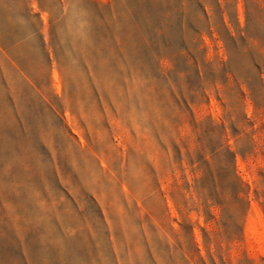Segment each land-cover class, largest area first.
<instances>
[{"label":"rangeland","instance_id":"374dc122","mask_svg":"<svg viewBox=\"0 0 264 264\" xmlns=\"http://www.w3.org/2000/svg\"><path fill=\"white\" fill-rule=\"evenodd\" d=\"M0 264H264V0H0Z\"/></svg>","mask_w":264,"mask_h":264}]
</instances>
